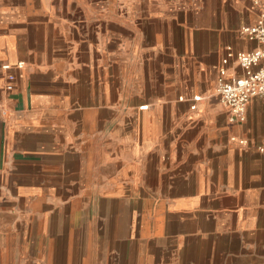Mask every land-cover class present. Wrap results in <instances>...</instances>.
I'll use <instances>...</instances> for the list:
<instances>
[{"label": "crops", "instance_id": "1", "mask_svg": "<svg viewBox=\"0 0 264 264\" xmlns=\"http://www.w3.org/2000/svg\"><path fill=\"white\" fill-rule=\"evenodd\" d=\"M0 1V264H55L96 219L103 236L74 215L110 210L76 203L94 192L141 202L135 238L111 225L112 264H264V98L234 122L216 91L223 48L259 47L241 27L264 0Z\"/></svg>", "mask_w": 264, "mask_h": 264}, {"label": "rangeland", "instance_id": "2", "mask_svg": "<svg viewBox=\"0 0 264 264\" xmlns=\"http://www.w3.org/2000/svg\"><path fill=\"white\" fill-rule=\"evenodd\" d=\"M80 2V6H84V7H89L91 11L97 10L96 8L97 5H95L94 1H90V0H79ZM39 1H35L34 4H32V7L30 6H26L24 7V12L26 11V14H33L35 12L38 11V8H40V4H38ZM77 2V4H76ZM1 3V1H0ZM105 4V3H103ZM78 5V0H75L73 6H77ZM102 5V4H98ZM107 6V5H104ZM1 7V6H0ZM52 9H54V4L51 5ZM50 9V8H49ZM30 14V15H31ZM30 18H33L32 16H30ZM250 121L252 123H259V127L262 126V124L264 123V113H262L260 110L259 111H255L251 118ZM96 192L92 193L91 195L86 197V201L83 200V197L77 199L76 203H84L86 202L87 205L89 203V205H93L99 202H102L104 204V206H109L110 210H106L102 213H98V211L91 207H88L86 210L83 208L81 209L82 213L78 212V213H74L75 217H77L76 219H78L79 216H84V217H89V216H94L97 217L99 214H102V218L104 220H102V224H104L105 227V231L103 236L99 235L98 233V225L96 224L97 219L94 221V223L92 224L91 227H87L85 228V232H86V237L81 235L80 233V228H73V236L76 234L77 237H67V238H61L60 240V252L63 253H68V256L64 257L61 256V254H58L60 257H58L57 261L55 264H112L113 262V257H114V247L115 244H113V242H111V232H113V228H111V225H118V223H120V230L119 232H121L122 235H125V237L127 238H133L136 235H133L134 233H130L127 231L126 227L124 226V221L126 220L129 216V212H128V207L129 205L132 206L134 203L137 202V205L140 202V200H138L139 198H137L136 202H134V199L132 201L128 200V198L130 199V197L128 196V192H124L123 195H121L119 198V200H116L115 202L113 200H111V197H105V196H99V195H95ZM130 201V202H129ZM120 204V211H119V216L117 215V211H112L111 208L113 207V205H115V209L117 208V205ZM132 204V205H131ZM80 205V204H79ZM149 206L147 204L142 205V206H136L135 208V215H136V219H138V217L140 218L141 215H148L149 214ZM80 211V210H79ZM144 211V212H143ZM67 210H64L63 213L66 215ZM60 213L57 212V215H59ZM134 214V213H133ZM61 217H57L61 220L65 219L64 216L60 215ZM104 216V217H103ZM120 220V221H119ZM117 223V224H115ZM105 224L107 226H105ZM82 225V224H80ZM110 236V237H109ZM135 238V237H134ZM44 245V244H43ZM70 255V256H69ZM71 257V258H70ZM73 257V258H72ZM124 264H141L140 261H136L134 259V257L132 256V254L127 253L126 257L124 259Z\"/></svg>", "mask_w": 264, "mask_h": 264}, {"label": "built area", "instance_id": "3", "mask_svg": "<svg viewBox=\"0 0 264 264\" xmlns=\"http://www.w3.org/2000/svg\"><path fill=\"white\" fill-rule=\"evenodd\" d=\"M241 33L248 39L257 41L259 47L250 51H236L231 46H225L216 86L220 100L229 109L230 119L234 122L246 119L248 104L254 97L264 98V11L259 14L255 23L243 25ZM232 62H236L242 72L229 75ZM22 64H3V68L7 70L8 91H13L16 87L14 66L20 68ZM193 99L198 101L200 96L195 95ZM258 150L264 152V141Z\"/></svg>", "mask_w": 264, "mask_h": 264}]
</instances>
